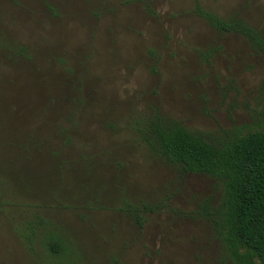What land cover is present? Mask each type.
<instances>
[{"label":"rangeland","instance_id":"obj_1","mask_svg":"<svg viewBox=\"0 0 264 264\" xmlns=\"http://www.w3.org/2000/svg\"><path fill=\"white\" fill-rule=\"evenodd\" d=\"M199 6L264 30V0H0V264L217 263L223 185L139 131L264 130V55Z\"/></svg>","mask_w":264,"mask_h":264},{"label":"trees","instance_id":"obj_2","mask_svg":"<svg viewBox=\"0 0 264 264\" xmlns=\"http://www.w3.org/2000/svg\"><path fill=\"white\" fill-rule=\"evenodd\" d=\"M197 11L220 33L240 34L264 55V30L238 15L224 18L200 6ZM139 131L143 142L181 174L205 173L223 185L219 202L206 199L197 211L220 242L216 264H264V130L217 136L190 130L157 112L144 120ZM129 209L143 225V209ZM145 209L155 210L147 205ZM50 244L54 253L60 251L57 244Z\"/></svg>","mask_w":264,"mask_h":264},{"label":"flooded vegetation","instance_id":"obj_3","mask_svg":"<svg viewBox=\"0 0 264 264\" xmlns=\"http://www.w3.org/2000/svg\"><path fill=\"white\" fill-rule=\"evenodd\" d=\"M249 41V40H248ZM253 49V48H252Z\"/></svg>","mask_w":264,"mask_h":264}]
</instances>
